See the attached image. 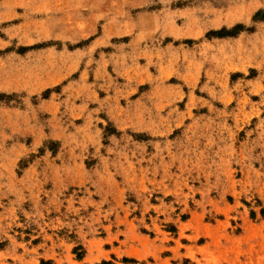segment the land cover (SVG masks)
<instances>
[{"label": "rangeland", "instance_id": "obj_1", "mask_svg": "<svg viewBox=\"0 0 264 264\" xmlns=\"http://www.w3.org/2000/svg\"><path fill=\"white\" fill-rule=\"evenodd\" d=\"M0 264H264V0H0Z\"/></svg>", "mask_w": 264, "mask_h": 264}]
</instances>
